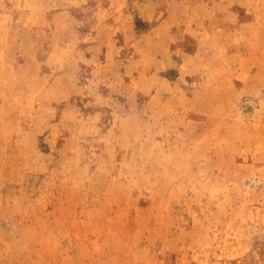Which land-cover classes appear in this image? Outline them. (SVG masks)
Instances as JSON below:
<instances>
[{"label": "rangeland", "instance_id": "374dc122", "mask_svg": "<svg viewBox=\"0 0 264 264\" xmlns=\"http://www.w3.org/2000/svg\"><path fill=\"white\" fill-rule=\"evenodd\" d=\"M0 264H264V0H0Z\"/></svg>", "mask_w": 264, "mask_h": 264}]
</instances>
